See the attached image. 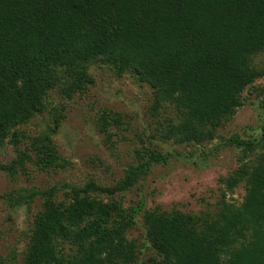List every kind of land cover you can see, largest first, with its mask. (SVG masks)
I'll list each match as a JSON object with an SVG mask.
<instances>
[{
  "label": "trees",
  "instance_id": "obj_1",
  "mask_svg": "<svg viewBox=\"0 0 264 264\" xmlns=\"http://www.w3.org/2000/svg\"><path fill=\"white\" fill-rule=\"evenodd\" d=\"M262 53L264 0H0V148L17 147L23 136L15 129L45 109L47 91L71 99L93 84L89 66L102 62L152 86L154 117L164 104L174 109L176 118L160 123L161 139H219L215 150L240 151L239 165L219 179L225 192L213 211L144 209L142 200L123 206L116 195L172 157L148 147L135 151L113 186L67 185L62 199L55 186L8 196L13 208L41 199L23 264H134L143 248L155 252L151 264H264V116L257 139L217 136L247 101L245 90L263 98L264 110V91L254 87L264 67L253 63ZM108 115L99 121L109 141L120 120ZM62 118L54 112L47 133L0 171L14 179L27 161L41 170L63 167L51 140ZM240 184L245 195L235 204L226 193ZM138 219L143 240L129 235Z\"/></svg>",
  "mask_w": 264,
  "mask_h": 264
},
{
  "label": "rangeland",
  "instance_id": "obj_2",
  "mask_svg": "<svg viewBox=\"0 0 264 264\" xmlns=\"http://www.w3.org/2000/svg\"><path fill=\"white\" fill-rule=\"evenodd\" d=\"M253 63L264 67V53L253 57ZM87 74L93 84L71 99L63 97L57 89L47 91L43 99L45 109L15 129L23 136L17 147L6 142L0 148V163L8 165L15 159L16 150H29L33 138L47 133L54 112L63 115L51 137L63 167L41 170L33 161H27L24 170L17 169L14 179L0 171V264H23L33 217L41 209L39 196L29 205L13 208L7 202L10 195L55 186L60 189L58 198L62 199L65 188L61 187L67 185L82 187L94 182L102 187L113 186L135 163V151L148 147L171 153L172 157L166 165H152L146 177L131 190L118 193L116 199L125 207L142 200L144 209L159 206L167 211L207 212L214 210L225 192L219 179L239 165L237 149L215 150L219 139L200 145H175L161 139L160 123L166 117L175 115L176 118L177 114L164 104L154 117L151 109L154 89L132 73L118 76L111 66L95 62L89 66ZM254 87L264 91V77L257 80ZM243 97L247 101L230 120L223 122L217 136L238 135L246 140L259 137L264 110L259 109L258 103L263 98L257 97L250 88L243 92ZM103 112L110 114L107 119L118 117L120 120L110 127L109 141L99 121ZM32 156L34 158V154ZM244 195L245 186L240 184L232 193H226V199L239 204ZM137 222L138 228L129 235L143 240L141 221ZM151 259H158L155 252L143 248L134 264H151Z\"/></svg>",
  "mask_w": 264,
  "mask_h": 264
}]
</instances>
